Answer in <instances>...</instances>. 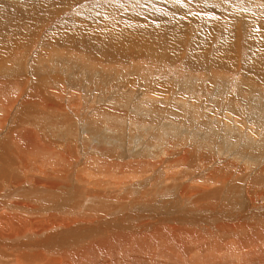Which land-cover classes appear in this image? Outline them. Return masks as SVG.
<instances>
[{
  "label": "bare ground",
  "instance_id": "6f19581e",
  "mask_svg": "<svg viewBox=\"0 0 264 264\" xmlns=\"http://www.w3.org/2000/svg\"><path fill=\"white\" fill-rule=\"evenodd\" d=\"M13 1L14 0H7L4 4L0 2V81H3L5 85H30V91H32L34 95L39 93L41 95L39 96L41 101L39 102L40 104H37L35 101L32 102V99L26 100L20 106V111L14 113L13 109L15 103H11L12 99H7L9 101H6L5 98V100H1L3 98L0 99V127L2 129L0 130V264H140L141 261L145 262V264H155L154 261L157 257H160L161 260L172 257V261V258L167 259V261L169 260L176 264H184V262L187 264H264V175L261 176V172H263L264 169V155L260 157L264 153V142L262 144L259 143L258 145L255 144L258 147V151H261V153H257L258 157L253 159V161L256 162L254 165L256 168L254 169L253 179L250 182L246 181L247 184L244 182V184L237 182L238 186H240L235 190L234 187L236 186H234L233 189L230 188L232 191H227V189L224 190L222 186L218 185V181H223L224 183L229 181L225 180V178L222 177L223 174L220 175L219 172L223 170L222 167L225 168L228 165H232L230 163L220 165L221 162H217L219 163L218 168L220 171H218V169L213 172L210 171L204 174L205 177L200 175V179H192L193 177L190 179L185 178L186 176H182L185 171H190L192 175L204 173L214 165L212 161L200 163L199 159L196 160L198 156H195L196 158L191 156V158L195 159L192 161H190L191 159L177 158V156H163V159L160 158L158 162L155 160L151 166L157 167L160 164L158 168L159 170L157 171L161 174L156 173V171L155 173L158 174V177H152L154 182L157 180L154 186H150L145 182L139 183L138 180L141 179V177L139 178L135 173L112 175V173L110 174V171L104 170L103 173H96V175H94L88 168H91L92 164L94 166L96 163L94 159H99L100 161V156L99 158L98 156L96 157L91 149L100 143L101 138H99V135L101 131L103 139H105L104 135L107 133V130H111L112 128L109 129L110 127L107 123L104 125L106 130L103 132L104 130H102L101 127L97 129V125L92 119H87L89 122L81 121L78 118V115L81 114V109H83L84 106H80L82 105L80 103L73 104V106L70 103L67 104V101H59L64 95L60 96L58 93L60 92V89L65 87V85L69 86V88H67V93H69V90L79 88V83L83 80L86 82L89 79H95L97 74V77H100L98 78V81L95 80L98 86L96 83H93V86L95 87V90L100 89L101 91L99 93L102 95L108 94V100L114 96L117 98L111 99L112 102L133 96L134 101L137 95L133 90H128L129 88L127 89L126 87L131 84L129 81L130 79L133 82L132 84H137L139 86V79L137 78V83H135L136 76L131 77L132 74L127 73L128 70L126 68L128 66L125 68V77H127V79L124 77L125 74L122 76L123 73L119 68H116L114 65V67L111 65L108 66L111 64L110 62H112L111 59L115 61L118 59L117 57H121L122 60L123 58L124 60L127 58H135V60L143 58L154 64L155 62H158L159 64L165 62L172 64L175 60L181 59L182 63L187 66V68L191 65L187 63V61L198 63L200 64L198 65L200 70L198 72L199 75L196 76L197 78L194 77V75H186L183 77L184 75L182 74L183 76H177L176 78L178 80L174 83L176 85L175 87L178 88L177 90H180L183 95H189L192 98L199 94L202 87L198 85L199 82H202L200 84L208 85V89L205 88V90L209 92V95L211 92L210 90H212L216 95L220 96V92L229 91L226 86H229V84L232 83L222 84L220 82V79L224 76H226V78L229 77L227 76L228 74L226 71L230 69L241 70V68H237L236 55L238 53L236 55H232L233 52L232 54L227 53L226 50L228 49V44L227 46L223 44L227 47L226 50H224L225 47L223 48L222 44H220L213 46L215 49L214 52L208 53L207 46L197 47V43L192 52H187L186 50V53L183 51L182 47L184 43L182 40L184 38L176 41L175 38L177 36L179 37V35H170V33L169 35L165 33L162 34L161 31H165V24L163 25L162 23L166 22L168 25L173 19L179 17L177 14H182L185 15V17H191L193 19H190L192 23H203V28H214L219 32L223 31L222 35H226L233 29L238 31L239 27H237V24L245 27L243 31V33H245L247 27L251 29L252 20H255L259 23L258 29L259 32H261L264 29L260 26V24H263L262 22H264V20H261L264 19V0H161L158 4L149 1H147V5L144 2L142 5L139 3V5L135 6V9L128 8V6H130L128 1L126 3L127 8L115 4V2L114 4H110L111 6H108V8L106 6V9H109L108 11L104 7L103 10L105 11H103L101 7H97L96 11L87 14L84 10L86 12L84 15L88 16V18H98L102 21L101 24L90 22L92 26L89 29L86 28V26H81L86 24L84 23L86 20L82 22H80L81 20L77 21L79 24L78 26L80 27H76V24H71L74 20L70 23L69 20L65 19L64 24L62 25L61 18L58 23L61 29L58 28V25L56 24L57 26L54 25L56 31H49L46 33L47 35L43 33L44 35L42 36L41 41H39L41 45L37 51V56L34 54L35 56H33L32 59L29 58L28 55H30L32 49L35 48L38 34L39 32H42V29L47 24L46 21L53 19L54 16L57 15L54 10L58 12V6L55 5L54 1L59 0H46L50 5V8L53 10L43 15H37L35 10L37 7L35 8L34 5V7L31 8L33 11L29 12L30 9H28V7L27 9L22 8L21 10L20 6L12 4ZM42 1L44 2L45 0ZM165 1L168 2L167 5L163 3ZM197 3H201V5L198 6ZM35 4L38 6L37 2ZM148 4L151 8H155L156 11H145L144 6L148 7ZM237 4L239 6H237ZM6 5L8 7L11 6L16 13L21 12L24 17L22 16L20 21L16 20L17 22L11 20L12 16L9 15V9L8 12H3V9L1 8V6ZM202 5L204 6L201 7ZM199 7L203 8L204 11L198 9ZM157 8H162L163 10H158ZM121 10H125V12H120ZM98 12L101 14L100 16ZM117 12L124 14L122 16L123 19H117V15H120L116 14ZM112 13L116 14V16L115 14L113 15L114 18H111L112 15L110 16ZM148 13L152 14L149 15ZM180 19L184 18L182 17ZM175 21L177 25V20ZM90 23L89 25H91ZM156 26L158 28H156ZM193 30L192 32L195 34V30ZM252 31L254 32V30ZM252 31L248 32L252 33ZM158 32H161V36L152 37V33L158 35ZM232 34L234 33L232 32ZM260 35L261 33L257 36L255 35L256 37L249 38L250 40L248 42L251 45H255L251 46L249 44L248 48L250 51L254 49L253 54H251V52L249 53L254 57L250 58L252 61L250 64L248 63L249 65L246 67V69H249L252 72L254 70L257 71V68L258 72H260V65H262L261 62L264 61V52H261V50L255 52V48H264V40L261 41L259 39ZM201 36L202 35H200V38H202ZM193 39L195 38L193 37ZM232 39L229 40L228 38V43L234 44L238 42H233ZM184 40L186 41V39ZM238 40H240V37ZM191 43L193 44L192 41ZM210 44H212V42H210ZM66 45V49L62 48L63 50H58ZM238 46L240 45L238 44ZM231 48L233 47L231 46ZM78 49L90 52L95 51L96 57H90V53L87 52L76 51ZM237 49H239V47ZM73 51H75V53ZM71 52L73 54H71ZM22 58L25 63L31 59V64H28L27 62L28 68H31L30 70L24 65L25 70L22 71ZM91 61L98 63V66ZM99 65L101 66L99 67ZM84 66L86 67L84 68ZM193 68H195V66H193ZM84 70L89 74L83 73ZM130 71L134 72V75L141 76L147 70L143 73L142 69H136L134 67ZM251 71L249 72L251 73ZM166 73H170V71ZM254 73L256 76H259L258 73ZM119 74H121V76H119ZM81 75L86 78L82 79ZM150 78L152 81L149 84L152 87V91L158 90V92L163 91L166 94H174L172 93V90L175 87L172 83H166L168 85H158V82H155L156 77ZM161 78L162 77H157V80ZM240 79L242 78L240 77ZM162 80L167 81L168 79ZM3 83H1V85H3ZM113 83L116 84L115 87L112 86L114 85ZM236 84L238 91L240 88H243L244 90V86L248 90L249 95H246L243 100H249L251 95L258 93L255 96L259 97L264 105L263 83L259 85L255 84L254 81L248 82V80H246V82L244 81V83H242L241 80H237ZM101 85L105 87L107 86L104 91H108L103 92ZM80 86L82 87L83 84L81 83ZM53 90H56L57 92H54ZM121 90L123 91L121 92ZM127 91L130 93L129 95H126ZM25 93L26 92H24V94ZM67 95L70 96V98L72 97L69 94ZM99 98L102 100L101 96ZM19 99L21 100V98ZM227 99L229 98L227 97ZM237 101L240 100L237 99ZM62 102L64 103V110L67 111L66 113L63 112V105L61 106ZM120 102L122 101L116 102L114 105H119L121 104ZM130 102H128V104H130ZM246 102L247 101H245V103ZM177 103L181 104L180 101H177ZM92 104H94V102ZM123 105L126 106V104ZM224 105L225 104L222 106L224 107ZM108 106L107 103V107ZM141 106L137 105L138 108H141ZM183 106L185 105H181V107ZM116 107L115 110L117 109ZM255 107L258 108L257 106ZM129 108L131 109V107ZM247 109L249 108L247 107ZM183 110L184 109H182V111ZM259 110L262 111V109ZM47 111L48 113L44 114V117L42 118L40 115ZM127 111L130 110L128 109ZM86 112H88V110ZM121 112H123V110ZM151 112L153 115L154 111ZM191 114L193 113L191 112ZM224 114H226V111ZM13 115H16L13 121H9ZM9 116L11 117L9 118ZM219 116L220 115H218V117ZM55 117L56 119L58 118L62 120V127L54 128L53 123V128H47L48 124L43 128V122H53ZM70 117H77L80 122L78 124L73 122L70 123V119H72ZM225 117L226 116H223V120ZM227 117L226 120L230 119V116L228 119ZM110 118L112 119L113 117ZM113 119L115 120V117ZM234 119L232 117V120ZM234 121L237 123L236 119ZM247 121L248 120H246V122ZM10 122L12 123L10 124ZM226 122L225 124H227ZM92 124H95L96 126ZM234 124L232 125V128H234L233 126L236 127V124ZM7 127L9 128L8 130ZM73 128H76V130ZM163 128L159 129V137L164 134L162 133ZM224 128L227 129V125H225ZM15 129L17 132V139L23 138L26 141L22 142V140H20L21 143L17 139H13L14 136H12V131ZM51 129H53V131H50ZM234 132L236 133V131ZM71 134H74L73 146H71L72 140L70 141V138H72ZM94 134L96 135L94 136ZM259 134L262 136L261 132ZM214 138L217 139V137ZM252 140L250 142L254 143V140ZM103 144L105 143L103 142ZM221 144L223 145V143ZM225 144H227V142ZM140 145L137 147H140ZM200 145L202 146V144ZM109 146L114 148V144H109ZM227 147L229 148V145ZM75 148L77 151L74 150ZM182 148L184 149L183 146ZM186 148L190 149L189 147ZM197 148L198 147H193V150H197ZM226 148H224L223 151H225ZM230 148V150H232L231 146ZM83 149L87 151L83 152ZM191 150L192 147L190 151ZM185 151L186 150H184V152ZM186 152L188 153L189 150ZM189 154L191 155V153ZM194 154L197 155V152H194ZM231 154L229 151V154L226 155L228 157V155L231 156ZM137 155V152L133 153V160L137 158ZM124 157H126L125 153L119 156V158ZM103 158L113 159L112 157H108L107 154L103 155ZM203 158L206 159V156ZM64 159L66 160V163L63 162ZM92 160H94L95 163L90 162L92 163L91 165H84L88 164L86 162ZM130 161L132 163V160ZM150 161L152 160L150 159ZM250 161L252 160L250 159ZM176 162H179L180 164L184 163L186 165L193 164V166L199 165L200 163L204 168L200 169V172H196V169L191 170L190 168L187 170L184 167H181L182 170L177 169V171H168V168L172 167V163ZM238 162L249 164V160H239ZM61 163H63L64 166H60ZM79 163L83 164V168L77 169L76 171ZM164 164H167V170L160 168ZM144 165L140 166L143 170L145 169ZM96 166L99 167V164ZM96 166L94 167L96 168ZM126 166L128 165L126 164ZM215 167L211 169H214ZM113 168L116 169V167ZM97 169L98 168H96V170ZM130 170L132 171L133 169ZM100 171L102 172L101 169ZM217 174H219V176H217ZM97 178H100L102 181ZM207 179L208 181H211L207 182ZM230 179H232V176ZM234 180H236V178ZM82 202H86L87 206H82ZM198 204L201 206L200 209H194ZM101 207L104 209L105 214L102 213ZM183 207L185 210L182 209ZM72 209L76 211V213L74 212L75 214L71 213ZM199 210L203 211V216H201L202 214ZM184 211L189 212V214H183ZM188 215H191L192 217ZM189 219L191 221L193 220L191 224H188ZM79 247L83 249V252L81 250L82 253L77 255L75 251L77 249L79 250ZM89 250L94 254L90 253ZM116 250L118 253H116ZM155 254L157 257H155ZM88 258L93 261H89ZM164 263L166 262L163 260L160 264Z\"/></svg>",
  "mask_w": 264,
  "mask_h": 264
},
{
  "label": "rangeland",
  "instance_id": "374dc122",
  "mask_svg": "<svg viewBox=\"0 0 264 264\" xmlns=\"http://www.w3.org/2000/svg\"><path fill=\"white\" fill-rule=\"evenodd\" d=\"M5 1H7V0H0V2L2 3V4H4L5 3ZM21 0H18V1H16V0H14L13 2H12V4L13 5H15V6H20V8H21V10H22V8L23 9H27V7H28V9H30L29 10V12H31V11H33L31 8H33L34 6H35V8L37 7V9H35L36 10V12H37V15H43V14H45V13H47V12H50V11H52L53 9L52 8H50V5L48 4V2L45 0L44 2L42 1V0H22L21 2H20ZM114 1V2H113ZM127 1H128V3H130V6H128V8H131V9H135V6L136 5H139V3H140V5H142V3L144 2L146 5H147V1H149V2H154V4H158L161 0H59V1H54V3H55V5H57L58 7H57V10H58V12H56L55 10H54V12L57 14V15H55L54 16V18L53 19H49V20H47L46 21V25L44 26V28L42 29V32L40 33L39 32V34H38V39L36 40L37 42L35 43V48L34 49H32V53H30V55H28L29 56V58H31L32 59V57L33 56H37V51H38V49H39V47H40V45H41V43L39 42V41H41V38H42V36L45 34V35H47L46 33H48L49 31H56L55 30V28H54V25L55 26H57L58 25V23L60 22V19H61V24L63 25L64 24V20L65 19H67V20H69L70 21V23L72 22V20H74L73 21V23H71L72 25L73 24H76L77 26L76 27H80V26H78L79 24L77 23V21H80V22H82V21H84V20H86L84 23H86V24H83V25H81L82 27H85L86 26V28H91V26H92V22H94L95 24H96V22L97 23H100L101 24V22L102 21H100V19H98V18H88V16H86V15H84V13H86L87 12V14L89 13V14H91L90 12H93V11H96L97 9V7H101V9L103 10L104 8L106 9V6H107V8H108V6H111L110 4H114L115 2V4H119L120 6H123V7H125V8H127ZM156 1V2H155ZM184 1V0H183ZM185 1H188V0H185ZM29 2V3H28ZM38 3V6H37V4H35V3ZM41 2V3H40ZM179 2H181V1H179ZM57 3V4H56ZM164 4H168V2L167 1H165V2H163ZM17 4V5H16ZM20 4V5H19ZM108 4V5H107ZM32 5V6H31ZM34 5V6H33ZM105 5V6H104ZM197 5L198 6H200L201 5V3H197ZM23 6V7H22ZM204 5H202L201 7H203ZM237 6H239L238 4H237ZM14 7V6H13ZM41 7V8H40ZM44 7V8H43ZM85 7H87V8H85ZM104 7V8H103ZM145 7V11H147L148 10V12L151 10V11H156V9L154 8H151V6L148 4V7L147 6H144ZM201 7H199L198 9H201L202 11H204V9L203 8H201ZM206 7V6H205ZM1 8L3 9V12H8V9H9V15H11L12 17H11V20H19L20 21V18L23 16V14L20 12V13H16V12H14L13 11V8L11 7V6H1ZM89 8V9H88ZM87 9V10H86ZM158 10H161L160 8H157ZM86 12H85V11ZM107 11L109 10V9H106ZM163 10V9H162ZM81 11V12H80ZM103 11H105V10H103ZM67 12V13H66ZM80 12V13H79ZM120 12H125V10H121ZM22 14V15H21ZM98 14H99V16L101 15L99 12H98ZM115 14V13H114ZM113 13L112 14H110V16L112 15H114ZM116 14H120V15H117L118 17H117V19H123L122 18V16L124 15V14H121V13H119V12H117ZM116 14H115V16H116ZM149 15L150 14H152V13H148ZM160 14V13H159ZM86 16V17H85ZM111 16V18H114V16L112 17ZM177 16H179L180 18H184V19H180L179 17H177V19L175 18V19H173L170 23H168V25H167V23L166 22H163L162 24L164 25V29H165V31H161L162 32V34H167V35H169V33H170V35H179V37L177 36L175 39H176V41H178L179 39L180 40H182V38H184V39H186V41L183 39L182 41L184 42L183 43V51L184 52H186V50H187V52H192L193 51V49L195 48L194 46H195V44L197 43V47L199 46V47H202V46H207L206 48H207V51H208V53L210 52V53H212V52H214V48H213V46H217V45H220V44H222V46H223V48H224V50H226V46H227V44H228V49L226 50V52L227 53H231L232 54V52H233V54L232 55H236L237 53V55H236V62H237V68L239 67V69L241 68V70L240 71H238L237 69L235 70H227L226 71V73L228 74L227 76H229V77H227L226 78V76H224L222 79H220V82L223 84V83H225V84H227V83H230V82H232L231 84H229V86H226L227 88H228V90L229 91H223V92H220L219 93V95L220 96H218V95H216V93L214 92V91H212V90H210L211 92H210V95H209V92L207 91V90H205V88L206 89H208V85H203V84H200V83H202V82H199V85L198 86H201L202 87V89L199 91V94L196 96V97H192L191 98V96H189V95H183V93L180 91V90H177L178 88H176L175 86V82L178 80L176 77L177 76H183V77H185L186 75H194V77H196V76H198L199 75V68H198V65H200V64H198V63H192V62H188L187 61V63H189V64H191L188 68H187V66H185L183 63H182V61H181V59L180 60H175L174 61V63H170V64H168L167 62H165V63H167V64H165V63H162V64H159L158 62H155V64L154 63H152V62H150L149 60H146V59H143V58H139L138 60H135V58H127V59H129V60H124V58H123V60L121 59V57H117L118 59L117 60H115V61H113V59H111V61L112 62H110L111 64H109L108 66H112V67H116V68H119L120 69V71L123 73L122 74V76L124 75V77L126 76V69L128 70V72L127 73H129V74H132L131 75V77H133V76H136V78H135V83H137V78L139 79L138 81L140 82V85L139 86H141V87H139L137 84H132L133 82L131 81V79L129 80L130 82H131V84L130 85H128L126 88L128 89V90H133V92H135V94L137 95L136 97H135V99H134V101H133V96L132 97H129V98H124V99H120V100H115V101H113L112 102V100L111 99H116L117 97H112L110 100H108L109 99V97L107 96V95H102L101 93H99L101 90L99 89V90H95V87L93 86V83H96V85L98 86V84H97V82L96 81H98L99 79L98 78H100V77H97V74H96V77H95V79L93 78V79H89L88 81H86L85 82V80H83L82 82H80V81H78V82H80L79 83V88H77V89H72V90H69V93H67V88H69V86H66L65 85V87H66V89H65V87H63L62 89H60V92H58L59 94H60V96H63L64 95V99L62 98L61 100H59V101H67V104L68 103H70V104H82V105H80V106H84L83 107V109H81V114L80 115H78L79 117V119L81 120V121H85V122H89L88 120H93L94 122H95V124L97 125H95V124H92V125H94V126H96L97 127V129H99L100 127H101V129L102 130H104L103 132H105V130H106V127L104 126V125H106L107 123H108V125H109V129H111V130H107V133L104 135L105 136V139H103V136H102V131H101V133H100V135H99V138H101L100 139V143L98 144V145H96V146H91V147H93L92 149H91V151L94 153V155L97 157L98 156V158H99V156H100V161H99V159H94L95 161H96V163H95V161L94 160H92V161H89V162H86V163H88V164H84V165H91L92 163H95L94 164V166H96V165H98L99 164V167L98 166H96V168H98L97 170H96V168L93 166V164L91 165L92 167L90 168H88L90 171H92L93 172V174L94 175H96V173H103L104 172V170H106V171H110V174L112 173V175H119V174H137V176H139V178L141 177V179H139L138 181H139V183L141 182V183H147V184H149L150 186H154L155 184H156V181L157 180H155V182H154V177L153 176H156V177H158V174L160 173H158V171L157 170H159L158 168H159V165L157 166V167H152L151 166V164L152 163H154V161L156 160V162H158L159 160H160V158L161 159H163V156H167V157H170V156H173V157H176L177 156V158H186V159H188V160H190V161H192V160H195L194 158H196L197 156H198V158L196 159V160H198L199 159V161H200V163H203V162H210V161H212V163L214 164L211 168H213V167H215L214 169H209L208 171H206V172H204V173H200V174H198V175H192L191 174V172L190 171H188V172H184L183 173V175L182 176H186L185 178H192V179H200V175H202L203 177H205L204 176V174L205 173H208V172H213L214 170H217L218 169V171H220L219 170V168H218V165H219V163H217V162H221L220 163V165L222 164V165H224V164H232V165H228L227 167H222V171H220L219 172V174L220 175H222V177H224L225 178V180H229V181H227V182H223V181H218V185L219 186H222V188L225 190V189H227V191H232L231 189H233V187L234 186H236V187H234V190L235 189H237L239 186H238V183L237 182H239L240 184H242L243 182L245 183V184H247V182H250L252 179H253V177H254V169L256 168V166H254L255 164H256V162H254L253 161V159L255 158H257L258 157V154L257 153H261V151H258V147L256 146V145H258L259 143H263L264 142V105H263V103H262V101H261V99L259 98V97H257V96H255L256 94H258V93H254L253 95H251L250 96V99L249 100H243L244 98H245V96L246 95H249V93H248V90H247V88L244 86V90H243V88H240V90L238 91L237 90V84H236V81L237 80H241V82L242 83H244V81L246 82V80H248V82H250V81H254V83L255 84H264V61L263 62H261V64L262 65H260L261 66V70H260V72H258V68L256 69L257 71H251V70H249V69H246V67L251 63V61H252V59H250L251 57H254L253 55L251 56L249 53L251 52V54H253L254 53V49H252L251 51H250V49H248L249 48V44L250 43H248L249 42V40L251 39V37H256L257 35H259L260 33H261V35H260V40L261 41H263L264 40V29H263V31H261V32H259V29H258V25H259V23L257 22V21H255V20H252V22H251V29L252 30H254V32L251 30V29H249L248 27H247V30H246V32L245 33H243V31H244V29H245V27L244 26H242V25H240V24H237V27H239V30L238 31H235V29H233L232 31H230V33L229 34H226V35H222V32L223 31H221V32H219L218 30H216V29H212V28H203V26H204V24L203 23H192L191 22V20L190 19H192L191 17H185V15H182V14H177ZM24 17V16H23ZM69 18V19H68ZM88 18V19H87ZM93 21H92V20ZM109 19H110V17H109ZM90 20V21H89ZM175 20H177V25H176V21ZM187 20V21H186ZM193 20V19H192ZM261 20H264V19H261ZM233 21H234V19H233ZM17 22V21H16ZM57 22V23H56ZM87 22H91L90 24L91 25H89V23H87ZM137 22V21H136ZM173 23V24H172ZM175 23V24H174ZM178 23H179V26H178ZM263 24H260V26H262V28H264V22H262ZM57 24V25H56ZM174 25V26H173ZM192 25V26H191ZM199 25V26H198ZM201 25V26H200ZM161 26V25H160ZM159 26V27H160ZM176 26V27H175ZM183 26V27H182ZM58 28H60L61 29V27H60V25H58L57 26ZM63 27V26H62ZM170 27V28H169ZM52 28V29H51ZM57 28V29H58ZM156 28H158L157 26H156ZM173 28H175V29H173ZM194 28H196V29H194ZM203 28V29H202ZM240 28H241V30H240ZM167 29V30H166ZM178 29V30H177ZM194 31V33L195 34H193V32H192V30ZM171 30V31H170ZM174 30H176V31H174ZM191 30V31H190ZM197 30H198V32H197ZM205 30V31H204ZM206 30H207V32H206ZM209 30H210V32H209ZM211 30H213V31H211ZM214 30H216V31H214ZM58 31H62V30H58ZM178 31H179V33H178ZM248 31H252V33H249ZM161 32H158V35H154L153 33L151 34L152 35V37H159V36H161ZM173 32V33H172ZM214 32H216V33H214ZM218 32V33H217ZM232 32L234 33V34H232ZM243 34H242V33ZM259 32V33H258ZM44 33V34H43ZM177 33V34H176ZM204 35H203V34ZM206 33V34H205ZM186 34V35H185ZM191 34V35H190ZM192 34H193V36H192ZM199 34V35H198ZM213 34V35H212ZM214 34H215V36H214ZM200 35H202L201 37L203 38H200ZM210 35V36H209ZM240 35V36H239ZM254 35V36H253ZM256 35V36H255ZM181 36V37H180ZM187 37V38H185V37ZM198 36V37H197ZM205 36V37H204ZM209 36V37H208ZM219 36H221V37H219ZM230 36V37H229ZM233 36V37H232ZM193 37L195 38V39H193ZM218 37V38H217ZM223 37V38H222ZM238 37V38H237ZM239 37H240V40H238L239 39ZM40 38V39H39ZM189 38V39H188ZM197 38H198V42H197ZM206 38V39H205ZM208 38H209V41L210 42H212V44H210V42L208 41ZM216 38V39H215ZM229 38V40H231L232 38V41L233 42H237V43H234V44H231V43H228V41L229 40H227ZM237 38V39H236ZM250 38V39H249ZM191 39V40H190ZM212 39V40H211ZM219 39V40H218ZM234 39H235V41H234ZM189 40H190V42H189ZM204 40H205V42H204ZM206 40H207V42H206ZM214 40V41H213ZM226 40H227V43H226ZM191 41L193 42V44L191 43ZM195 41V42H194ZM201 42H202V44H201ZM204 42V43H203ZM215 42V43H214ZM222 42V43H221ZM243 42V43H242ZM245 42V43H244ZM200 43V44H199ZM207 43V44H206ZM191 44H192V46H191ZM206 44V45H205ZM226 45V46H224V45ZM238 44L240 45V46H238ZM239 47V49H237L238 47ZM248 45V46H247ZM251 45V44H250ZM221 46V47H222ZM231 46L233 47V48H231ZM251 46H255V45H251ZM65 47V48H64ZM64 47H61V48H57L58 50H63V49H66V47H67V45L66 46H64ZM211 47V48H210ZM231 49H230V48ZM244 47V48H243ZM63 48V49H62ZM186 48H188V49H186ZM190 48V49H189ZM255 48V47H254ZM204 49V48H203ZM211 49V50H210ZM239 50V51H238ZM257 50L258 51H260L261 50V52H264L263 50H264V48L263 49H258V48H255V52H257ZM76 51H81V52H84V53H90L89 54V56L90 57H92V58H95L96 56H95V54H96V52L95 51H92V52H90V51H83L82 49H78V50H76ZM238 51V52H237ZM34 52V53H33ZM74 53H75V51H73ZM186 52V53H187ZM92 53H94V54H92ZM185 53V54H186ZM35 54V55H34ZM71 54H73L72 52H71ZM84 55H86V54H84ZM36 58H38V57H36ZM31 59L30 60H28L27 62H28V64L30 63L31 64ZM75 59V58H74ZM134 60V61H133ZM242 60V61H241ZM245 60V61H244ZM181 61V62H180ZM27 62L25 63V61L23 60V58H22V64H23V69H22V71L23 70H25V68H24V65H25V67H27L28 68V64H27ZM91 62H93V64L94 63H96V62H94V61H91ZM150 62V63H149ZM239 62V63H238ZM243 62H245V63H243ZM256 62V61H255ZM115 63V64H114ZM242 63V64H241ZM249 63V64H248ZM27 64V65H26ZM98 63H96V65H97ZM126 64V65H125ZM139 64V65H138ZM141 64V65H140ZM197 64V65H196ZM101 65H103V64H101ZM101 65H99V67L101 66ZM105 65V64H104ZM114 65V66H113ZM116 65H118V66H116ZM156 65V66H155ZM239 65V66H238ZM242 65V66H241ZM87 66V65H86ZM86 66H84V68L86 67ZM89 66V65H88ZM98 66V65H97ZM129 68H128V67ZM149 66H150V68H149ZM193 66H195V68H193ZM30 67V66H29ZM127 67V68H126ZM136 68V69H142L143 70V73L146 71V72H148V73H144L143 75H141V76H143V77H141L140 75H134V72H131L130 70H132L133 68ZM139 67H141V68H139ZM151 67H152V69H151ZM83 68V69H84ZM126 68V69H125ZM147 68H149V69H147ZM243 68V69H242ZM31 68H28V70H30ZM123 69V70H122ZM125 69V70H124ZM202 69V68H201ZM149 70V71H148ZM152 70V71H151ZM159 70V71H158ZM245 70H247V71H245ZM155 71H157V72H155ZM168 71H170V73H166V72H168ZM179 71V72H178ZM249 71H251V73L249 72ZM263 71V72H262ZM125 72V73H124ZM177 72V73H176ZM235 72V73H234ZM241 72H243V73H241ZM254 72H256V73H258V75L259 76H256V74L254 73ZM83 73H88V72H86L85 70H84V72ZM180 73H181V75H180ZM246 73V74H245ZM252 73H253V75H252ZM89 74V73H88ZM183 74V75H182ZM250 74V75H249ZM262 75V77H261V75ZM159 75V76H158ZM119 76H121V74H119ZM140 76V77H139ZM252 76V77H251ZM32 77H33V75H32ZM80 77V76H79ZM150 77H156V81L155 82H158L157 84L159 85V84H165V85H168V84H166V83H172V85H174V89L172 90V93H174L173 95L171 94H166L165 92H163V91H161V92H158V90H154V91H152V87L150 86V84L149 83H151V78ZM157 77H162L161 79H158L157 80ZM164 77V78H163ZM231 77H233V78H231ZM240 77L242 78V79H240ZM81 78L82 79H85L82 75H81ZM126 79H127V77H125ZM149 78V79H148ZM197 78V77H196ZM225 78H226V80H225ZM231 78V79H230ZM236 78V79H235ZM238 78V79H237ZM162 79H168L167 81L166 80H162ZM96 80V81H95ZM243 80V81H242ZM166 81V82H165ZM235 81V82H234ZM78 82H77V84H78ZM1 83H3V81H0V99L1 98H3V99H1V100H5L6 99V101H9V100H11V103H15V106H14V113L16 112H19L20 111V106L23 104V102L24 101H26V100H31L32 102H36L37 104H40L39 102L41 101V99L39 98V96H41L39 93H37L36 95H34L33 93H32V91H30V85L29 86H27L26 84H20L19 86H15V85H9V84H6L5 85V83H3V85H1ZM83 84V86L81 87L80 86V84ZM89 83V84H88ZM91 84V85H90ZM114 84V83H113ZM71 85V84H70ZM245 85V84H244ZM5 86V87H4ZM25 86V87H24ZM26 86H27V88H26ZM112 86H116V84H114V85H112ZM146 86V87H145ZM17 87V88H16ZM100 87V86H99ZM107 87V86H106ZM105 86H102L101 85V88H103V92H106V91H108V90H105L104 91V89L106 88ZM230 87V88H229ZM234 87V88H233ZM4 88V89H3ZM7 88V89H6ZM19 88V89H18ZM28 88H29V90H28ZM236 88V89H235ZM21 89V90H20ZM64 89V90H63ZM70 89H71V87H70ZM82 89V90H81ZM233 89V90H232ZM16 90V91H15ZM26 90H28V91H26ZM90 90V91H89ZM26 92L25 94H24V92ZM54 92H57L56 90H53ZM81 91V92H80ZM123 90H121V92H122ZM174 91V92H173ZM4 92V93H3ZM7 92H10V93H7ZM20 92V93H19ZM208 92V93H207ZM214 94H213V93ZM126 93V92H125ZM58 94V95H59ZM67 94H69V95H71L72 97L70 98V96H68ZM89 94V95H88ZM130 93L127 91V94L126 95H129ZM134 94V95H135ZM222 94V95H221ZM19 95V96H18ZM23 95H26V96H23ZM74 95V96H73ZM91 95V96H90ZM200 95V96H199ZM203 95V96H202ZM228 95V96H227ZM238 95V96H237ZM239 95H240V97H239ZM6 96H7V98H6ZM17 96V97H16ZM22 96V97H21ZM102 97V100H100V98L99 97ZM106 96H107V98H106ZM172 96V97H171ZM16 98V100H15V98ZM24 97V98H23ZM75 97V98H74ZM104 97V98H103ZM140 98V99H138V98ZM143 97H144V99H143ZM227 97L229 98V99H227ZM242 97V98H241ZM253 97H255V98H253ZM5 98V99H4ZM11 98V99H10ZM19 98H21V100L19 99ZM94 98V99H93ZM96 98V99H95ZM136 98H137V100H136ZM149 98V99H148ZM181 98V99H180ZM230 98H232V99H230ZM7 99H9V100H7ZM89 99V100H88ZM91 99V100H90ZM128 99H129V101H128ZM131 99V100H130ZM176 99V100H175ZM180 99V100H179ZM210 99H212V100H210ZM237 99L238 100H240V101H237ZM78 100V101H77ZM152 100H154V101H152ZM160 100V101H159ZM236 100V101H235ZM256 100V101H255ZM13 101V102H12ZM91 101H93L94 102V104H92L93 102H91ZM96 101H97V103H96ZM119 101H122V102H120L122 105L123 104H126V106L128 107H126L125 105H121V104H117L116 106H119V107H116L114 104H116V102H119ZM126 101V102H125ZM130 102V104H128V102ZM138 101V102H137ZM159 101V102H158ZM177 101H180L181 102V104H178L177 103ZM198 101V102H197ZM212 101V102H211ZM214 101V102H213ZM221 101V102H220ZM226 101H228V102H226ZM235 101V102H234ZM245 101H247V102H250V103H245ZM62 102V104H61V106L64 104ZM103 102V103H102ZM133 102V103H132ZM140 102V103H139ZM150 102V103H149ZM152 102V103H151ZM156 102V103H155ZM218 102V103H217ZM100 103V104H99ZM106 103V104H105ZM107 103H108V107H107ZM237 103V104H236ZM254 103H256V104H254ZM97 106H99V107H97ZM102 104H103V106H102ZM134 104V105H133ZM140 104V105H139ZM141 104H142V106H141ZM152 104V105H151ZM185 105V106H183V107H181V105ZM188 104V105H187ZM213 104V105H212ZM217 104V105H216ZM223 104H225L224 105V107L222 106ZM250 104H252V105H250ZM73 105V106H74ZM94 105H95V107H94ZM137 105L138 106H141V108L139 107H137ZM153 106V107H152ZM156 106V107H155ZM207 106V107H206ZM217 106V107H216ZM225 106H226V108H225ZM229 106V107H228ZM255 106H257L259 109H262V111L261 110H259L258 108H256ZM93 107V108H92ZM115 107L117 108L116 110H115ZM129 107H131V109L129 108ZM136 107V108H135ZM149 107H151V108H149ZM158 107V108H157ZM191 107V108H190ZM193 107V108H192ZM242 109H241V108ZM246 107V108H245ZM247 107L249 108V109H247ZM62 108H63V112L64 113H66L67 111L66 110H64V105L62 106ZM88 108V109H87ZM101 108H102V110H101ZM110 108H112V109H110ZM123 108V109H122ZM125 108V109H124ZM179 108V109H178ZM252 108V109H251ZM94 109V110H93ZM119 109V110H118ZM130 110V111H127V110ZM139 111H138V110ZM153 109V110H152ZM160 109V110H159ZM182 109H184L183 111H182ZM205 109V110H204ZM241 109V110H240ZM88 110V112H86ZM107 110V111H106ZM118 110V111H117ZM123 110V112H121V111ZM141 110V111H140ZM162 110V111H161ZM165 110H166V112H165ZM221 110V111H220ZM229 110V111H228ZM240 110V111H239ZM93 111H95V112H93ZM100 111V112H99ZM120 111V112H119ZM126 111H127V113H126ZM151 111H154L153 112V115H152V112ZM213 111H214V113H213ZM225 111H226V114H224L225 113ZM236 111V112H235ZM255 111V112H254ZM98 112V113H97ZM116 112V113H115ZM138 112V113H137ZM143 112V113H142ZM157 112V113H156ZM169 112V113H168ZM191 112L193 113V114H191ZM223 112V113H222ZM230 112V113H229ZM246 112V113H245ZM48 113V111L46 112V113H42L40 116H42V118L44 117V114H47ZM88 113V114H87ZM121 113V114H120ZM138 115H137V114ZM161 113V114H160ZM168 113V114H167ZM176 115H175V114ZM178 113V114H177ZM184 113V114H183ZM186 113V114H185ZM100 114V115H99ZM120 114V115H119ZM142 116H141V115ZM148 114H150V115H148ZM181 114H183V115H181ZM243 114V115H242ZM12 115V114H11ZM86 115V116H85ZM97 115V116H96ZM218 115H220L219 117H218ZM221 115H223V116H228L227 117V119L229 118V116H230V119H228V120H226V117H225V119L224 120H226V121H224L223 120V116H221ZM245 115V116H244ZM16 115H13L12 117L11 116H9V118L11 117V119L9 120V121H13V119H14V117H15ZM85 116V117H84ZM103 117V119H102V117ZM128 116H129V118H128ZM98 117V118H97ZM108 117H109V119H108ZM110 117H115V120L112 118H110ZM120 117V118H119ZM166 117V118H165ZM181 117V118H180ZM183 117V118H182ZM222 117V118H221ZM232 117H233V119L235 118L236 119V121H237V123L234 121V120H232ZM249 117H250V120H249ZM259 117V118H258ZM70 118H72V119H70V123L71 122H73V123H79L80 121H79V119L77 118V117H70ZM83 118V119H82ZM105 118V119H104ZM107 118V119H106ZM123 118H124V120H123ZM164 118V119H163ZM186 118V119H185ZM222 120H221V119ZM88 119V120H87ZM125 119H127V120H125ZM168 119V120H167ZM185 119V120H184ZM218 119V120H217ZM7 120H8V118H7ZM78 120V121H77ZM134 120V121H133ZM182 120V121H181ZM246 120H248L247 122H246ZM55 121V122H54ZM111 121V122H110ZM114 123H113V122ZM161 121V122H160ZM172 121V122H171ZM197 121V122H196ZM218 121H220V122H218ZM231 121V122H230ZM250 121V122H249ZM252 121V122H251ZM254 121V122H253ZM183 122V123H182ZM222 122H223V124H222ZM225 122L227 123V124H225ZM233 122V123H232ZM242 122V123H241ZM9 123V122H8ZM12 122H10V124H11ZM54 123V128L56 127V128H58V127H62L63 126V123H62V120L61 119H56V117L53 119V122H48V121H45V122H43V128H45L46 127V125H47V128H53V124ZM62 123V124H61ZM111 123V124H110ZM130 123V124H129ZM136 123V124H135ZM222 125H221V124ZM232 123V125L235 123L236 124V127L235 126H233L234 128H232V125L230 126V124ZM56 124H57V126H56ZM121 124H123V125H121ZM166 124V125H165ZM227 125V129H225L224 128V126L225 125ZM234 124V125H235ZM243 124H245V125H243ZM62 125V126H61ZM141 127H140V126ZM243 125V126H242ZM83 126V125H82ZM134 126V127H133ZM151 126V127H150ZM207 126H208V128H207ZM238 126V127H237ZM262 126H263V128H262ZM123 127V128H122ZM136 127V128H135ZM150 129H149V128ZM164 127V128H163ZM246 127V128H245ZM258 127V128H257ZM89 128H91V127H89ZM94 128V127H93ZM139 128H141V129H139ZM163 128V130H162V133H164L161 137H159L158 136V134L160 133V130L159 129H162ZM229 128V129H228ZM230 128H231V130H230ZM9 128L7 127V130H8ZM73 129H75L76 130V128H73ZM117 129V130H116ZM235 129V130H234ZM239 129H240V131H239ZM246 129H247V131H246ZM263 130V132H262V130ZM0 130H2L1 129V127H0ZM142 130H143V132H142ZM155 130H157V131H155ZM191 130V131H190ZM227 130H229L230 132H231V134H230V132L229 131H227ZM254 130V131H253ZM257 132H256V131ZM259 130H260V132L262 133V136H261V134H259L260 132H259ZM50 131H53V129H51ZM117 131V132H116ZM190 131V132H189ZM206 133H205V132ZM227 131V132H226ZM234 131H236V133L234 132ZM122 132V133H121ZM166 132V133H165ZM182 134H181V133ZM229 132V133H228ZM241 132V133H240ZM257 133V134H255V133ZM12 136H14L13 137V139H17V132H16V129L15 130H13L12 131ZM55 133V132H54ZM190 133V134H189ZM200 133V134H199ZM234 133V134H233ZM240 133V134H239ZM8 134H9V131H8ZM153 134V135H152ZM157 134V135H156ZM166 134V135H165ZM189 134V135H188ZM55 135V134H54ZM96 134H94V136H95ZM115 135V136H114ZM148 135V136H147ZM194 135H195V137H194ZM199 135V136H198ZM102 136V137H101ZM144 136V137H143ZM239 136V137H238ZM247 136H248V138H247ZM250 136V137H249ZM261 136V137H260ZM9 137V136H8ZM71 137L72 138H70V141H71V146H73V144H74V134H71ZM108 137V138H107ZM135 137V138H134ZM153 137V138H152ZM214 137H217V139L216 138H214ZM159 138V139H158ZM187 138V139H186ZM190 138V139H189ZM200 138V139H199ZM203 138V139H202ZM255 138V139H254ZM141 139H143V140H141ZM147 139H149V140H147ZM152 139V140H151ZM154 139V140H153ZM253 139L254 140V143L253 142H250L251 140ZM259 139V140H258ZM18 141H20V140H22V142L23 141H26L25 139H21V138H19V139H17ZM113 140V141H112ZM193 140V141H192ZM200 140V141H199ZM252 140V141H253ZM256 140V141H255ZM134 141V142H133ZM138 141V142H137ZM220 141V142H219ZM223 141V142H222ZM258 141V142H257ZM261 141V142H260ZM21 142V141H20ZM21 142V143H22ZM103 142L105 143V144H103ZM128 142V143H127ZM131 142V143H130ZM144 142V143H143ZM155 142V143H154ZM200 142H202V143H200ZM215 142V143H214ZM227 142V144H225V143ZM256 142V143H255ZM160 143V144H159ZM199 145H198V144ZM221 143H223V145L221 144ZM251 143V144H250ZM103 144V145H102ZM109 144H114V148H111L110 146H109ZM141 144V145H140ZM197 144V145H196ZM200 144H202V146L200 145ZM213 144H215V145H213ZM216 144H218V145H216ZM220 144V145H219ZM256 144V145H255ZM260 144V145H261ZM126 145V146H125ZM130 145V146H129ZM138 145H140V147H137ZM159 145V146H158ZM224 145H226V146H224ZM229 145V148L227 147ZM239 145V146H238ZM99 146V147H98ZM106 146V147H105ZM108 146V147H107ZM129 146V147H128ZM133 146V147H132ZM153 146V147H152ZM155 146H157V147H155ZM182 146L184 147V149L182 148ZM220 146H221V148H220ZM230 146L232 147V150H230L231 148H230ZM252 146V147H251ZM157 148V149H155V148ZM160 149H159V148ZM181 147V148H180ZM186 147H189L190 149H191V147H192V150L190 151V149H188V148H186ZM193 147L195 148V147H198L197 148V150L195 149V150H193ZM213 147V148H212ZM227 147V148H226ZM123 148V149H122ZM199 148H201V149H199ZM224 148H226L227 149V152H226V149H225V151H223V149ZM159 149V150H158ZM163 149V150H162ZM251 149V150H250ZM71 150H72V147H71ZM74 150H76V148L74 149ZM97 150V151H96ZM100 150V151H99ZM122 150V151H121ZM127 150V151H126ZM180 150H182V151H180ZM184 150H186V151H188L189 150V152L187 153L186 151L184 152ZM219 150V151H218ZM258 152H257V151ZM261 150V149H260ZM264 150V149H263ZM77 151V150H76ZM87 150H85V149H83V152H86ZM132 151V152H131ZM150 151V152H149ZM192 151H194L195 153L197 152V155L196 154H194V152H192ZM201 151V152H200ZM229 151H230V154H231V152H232V154H231V156H232V158H231V156H229L228 155V157H227V155L226 154H229ZM235 151H236V153H235ZM101 152V153H100ZM122 152V153H121ZM131 154H130V153ZM134 152H137L138 153V155L136 156L137 158L135 159V160H133V153ZM204 152V153H203ZM125 153V155H126V157H124V158H119V156L121 155V154H124ZM161 155H160V154ZM189 153H191V155L189 154ZM201 153H203V154H200ZM246 153V154H245ZM105 154H107V156L108 157H112L113 159H109V158H103V155H105ZM243 154V155H242ZM102 155V156H101ZM186 155V156H185ZM216 155H218V156H216ZM225 155V156H224ZM264 155V153L260 156V157H262ZM153 156V157H152ZM162 156V157H161ZM182 156H184V157H182ZM188 156V157H187ZM191 156L192 157H194V158H191ZM196 156V157H195ZM200 156V157H199ZM204 156H206V159L205 158H203ZM220 156V157H219ZM87 157V156H86ZM102 157V158H101ZM156 157V158H155ZM166 157V158H167ZM207 157H208V159H207ZM212 159H211V158ZM217 157H219V158H217ZM222 157V158H221ZM224 157H226V158H224ZM230 157V158H229ZM237 157V158H236ZM117 158V159H116ZM119 158V159H118ZM203 158V159H202ZM224 158V159H223ZM236 160H235V159ZM126 159V160H125ZM128 159V160H127ZM150 159L152 160V161H150ZM174 159H176V158H174ZM213 159H215V160H213ZM219 159V160H218ZM221 159V160H220ZM226 159V160H225ZM230 159V160H229ZM237 159H239V160H249V164L248 163H246V164H242V163H244V162H241V163H239L238 161L239 160H237ZM250 159L252 160V161H250ZM111 160V161H110ZM113 160V161H112ZM122 160H123V163H122ZM130 160H132V163H131V161ZM148 160V161H147ZM206 160V161H205ZM207 160H209V161H207ZM222 160H224V161H222ZM126 161H127V163H126ZM130 161V162H129ZM149 161H150V163H149ZM230 161V162H229ZM64 163H66V160L64 159V161H63ZM90 162H92V163H90ZM147 162V163H146ZM129 163V164H128ZM200 163H199V165H194L193 166V164H191V165H186V164H184V163H181V164H183V165H181L179 162H176V163H172L173 165H172V167H170V168H168V171L169 170H171V172H172V170H174V171H177V169L178 170H182V168L181 167H184V168H186L187 170L190 168L191 170H194V169H196L197 171L196 172H200V169H202V168H204L202 165H200ZM216 163H217V165H216ZM126 164L128 165V166H126ZM145 164V165H144ZM151 166H149V165ZM177 164V165H176ZM207 164H209V163H207ZM82 165L83 164H81V163H79L78 165H77V168H76V171H77V169H80V168H83L82 167ZM107 165H109V166H107ZM111 165V166H110ZM119 167H118V166ZM138 167H137V166ZM141 165H144L145 166V169L143 170V169H141ZM178 165H180V166H178ZM251 165H252V167H251ZM60 166H64V164L63 163H61L60 164ZM122 166V167H121ZM125 166V167H124ZM130 166V167H129ZM136 168H135V167ZM174 166H176V167H174ZM192 166V167H191ZM102 167V168H101ZM113 167H116V169L115 168H113ZM127 167V168H126ZM129 167V168H128ZM140 167V168H139ZM168 166H167V164L165 165H163V166H161L160 168H162V169H164V170H167L166 168H167ZM93 168V169H92ZM119 168V169H118ZM156 170H155V169ZM228 168V169H227ZM100 169L102 170V172L100 171ZM130 169H133L132 171L130 170ZM135 169V170H134ZM176 169V170H175ZM119 170V171H118ZM137 170V171H136ZM152 170V171H151ZM224 170H226V171H224ZM136 171V172H135ZM157 171V172H156ZM230 173H229V172ZM95 172V173H94ZM151 172V173H150ZM154 174H153V173ZM158 173V174H156V173ZM224 172V173H223ZM228 172V173H227ZM250 172V173H249ZM238 173V174H237ZM146 174V175H145ZM153 174V175H152ZM161 174V173H160ZM188 174H190V175H188ZM219 174H217V176H219ZM232 174V175H231ZM235 174H237V175H235V176H237V177H235L234 175ZM250 174V175H249ZM261 176H263L264 175V169H263V172H261ZM226 175H228V176H226ZM232 176V179H230L231 178V176ZM143 176V177H142ZM145 176V177H144ZM148 176V177H147ZM170 176V175H169ZM191 176V177H190ZM195 176V177H194ZM198 176V177H197ZM147 177V178H146ZM153 177V178H152ZM227 177H228V179H227ZM234 177V178H233ZM248 177V178H247ZM160 178H161V176H160ZM223 178V179H224ZM236 178V180H234ZM98 180H101L100 178H97ZM150 179H151V181H150ZM153 179V180H152ZM176 179V178H175ZM55 180V179H54ZM159 180V179H158ZM244 180V181H243ZM249 180V181H248ZM102 181V180H101ZM194 181H198V180H194ZM209 181H211V180H209ZM208 181V179H207V182H209ZM232 181H233V183H232ZM234 181H235V183H234ZM247 181V182H246ZM126 182V181H125ZM151 182V183H150ZM219 183H221V184H219ZM227 183V184H226ZM229 183H232V184H229ZM243 183V184H244ZM170 184H172V183H170ZM225 184V185H224ZM237 184V185H236ZM226 186V187H225ZM229 188V190H228V188ZM231 188V189H230ZM233 190V191H234ZM222 191V190H221ZM81 205L82 206H87L86 205V202H82L81 203ZM199 204L194 208V209H200V207L201 206H199ZM102 208V207H101ZM183 210H185L184 209V207L182 208ZM76 213V211H74V209H72L71 210V213L72 214H75ZM199 212L202 214L203 213V211H200L199 210ZM102 213L103 214H105V211H104V209L102 208ZM183 214H189V212H185L184 211V213ZM188 216H191V215H188ZM201 216H203V214L201 215ZM192 217V216H191ZM193 221V220H192ZM192 221L189 219V223L188 224H191L192 223ZM190 227H191V225H190ZM192 236H194V235H192ZM120 248V247H119ZM122 249V248H121ZM80 250V251H79ZM79 250L77 249L76 251H75V253L78 255V254H81L82 252H83V249L82 248H80L79 247ZM81 250H82V252H81ZM118 250V249H117ZM116 250V251H117ZM78 251V252H77ZM89 252L90 253H93L91 250H89ZM115 252V251H114ZM116 253H118V251L116 252ZM94 254V253H93ZM111 256V255H110ZM168 256H170V255H168ZM172 256V255H171ZM155 257H157L156 256V254H155ZM111 258H112V256H111ZM170 258H172V257H169V258H164L163 260L166 262V263H164V264H176V263H173V262H170L169 260V262L167 261V259H170ZM89 259V258H88ZM159 259V260H158ZM163 260H161V258L159 257H157V259L155 258V264H160ZM173 260V258L171 259V261ZM89 261H93V260H90L89 259ZM157 261H159V262H157ZM183 261V260H182ZM94 262H95V259H94ZM178 262V261H177ZM140 264H145V262H142L141 261V263ZM177 264H180V263H177ZM182 264V263H181ZM184 264H187V263H185L184 262Z\"/></svg>",
  "mask_w": 264,
  "mask_h": 264
}]
</instances>
